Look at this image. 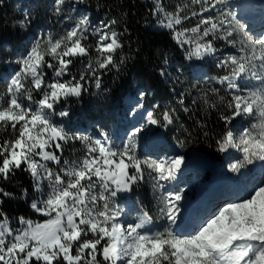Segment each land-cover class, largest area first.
<instances>
[{"label":"snow or ice","instance_id":"snow-or-ice-1","mask_svg":"<svg viewBox=\"0 0 264 264\" xmlns=\"http://www.w3.org/2000/svg\"><path fill=\"white\" fill-rule=\"evenodd\" d=\"M87 3L52 0L51 15L70 22L59 34L31 31L35 20L31 9L13 23L24 39H31L11 60L3 61L15 63L18 70L0 91V132L6 134L0 137V180H10L18 170L28 172L37 194L30 207L47 219L19 217L20 227H16L0 212V264H264V178L247 195L182 229L184 194L166 186L177 180L184 157H138L140 135L149 125L167 129L179 124L175 108L147 111L146 122L130 130L119 148L103 127L95 138L69 134L53 120L59 116L70 122L74 113L58 110L57 105L81 97L90 83L101 89L103 73L112 68L119 72L126 63V57H118L124 47L120 21L109 19L93 26L90 15L80 14L77 7ZM4 6L5 0H0V7ZM151 13L159 27L173 34L185 60L210 58L220 70L210 77L220 88L205 90L204 104L217 107L209 101L219 96L230 109V114L220 116L227 130L216 144L221 153L234 149L242 159L230 162L228 171L238 173L246 165L264 162V32L253 37L229 0H187L178 3L174 12L167 11L161 0H153ZM191 20L196 21L194 27H183ZM217 40L235 52L225 55ZM77 62L81 65L78 75L73 72ZM160 75L167 73L162 69ZM221 89L231 100L220 95ZM145 95L139 93L140 101ZM178 102L183 105L184 99ZM143 107L138 102V108ZM245 118L249 127L238 135L228 128ZM183 130L188 136L177 138L179 148L191 136L188 129ZM69 141L84 146L82 158L62 159ZM49 162L58 167H50ZM146 170L153 189L160 193L156 213L140 203L133 220L117 198L133 193L145 181ZM0 195L13 194L0 188ZM156 220L165 222L162 230H152Z\"/></svg>","mask_w":264,"mask_h":264},{"label":"trees","instance_id":"trees-1","mask_svg":"<svg viewBox=\"0 0 264 264\" xmlns=\"http://www.w3.org/2000/svg\"><path fill=\"white\" fill-rule=\"evenodd\" d=\"M51 2L52 0H5V6L0 7V91L5 89L10 74L17 70L13 63L3 61L11 60L13 53L18 54L31 39H24L25 34L13 28L14 21L28 9L39 15V18L42 17L49 11ZM163 4L167 11H175V8L171 9ZM152 7L153 0H88L87 4L80 5V9L91 13L92 20L97 24L109 19L120 21L118 30L123 32L121 39L124 47L118 52V57L123 56L127 59L119 72L112 68L103 73L101 90L106 93V97L95 94V87L90 85L88 92L83 93L81 97H71L57 106L60 110L62 106L68 104L70 111L74 113L72 120L70 122L61 118L58 120L65 124L69 133L94 130L98 126L104 127L110 136V142L114 143L118 136V127L115 125L117 116L125 112L126 98L135 91L134 85L138 83L147 93L153 91V98L145 96L147 107L152 108L153 104H156L158 109L175 108L180 118L179 124L169 126L167 129L154 126V131L162 133L171 145L177 144L178 137L184 139L188 136L183 130L188 129L191 136L188 137L184 149L205 155L211 159V167L215 168L223 157L218 151L216 141L227 130L220 116L230 113H227L216 100L217 107L210 108L204 101H195L191 94L184 95L176 78V65L179 60L184 66L187 65V74L191 79H202L205 76L210 78L217 75L220 70L210 61H206L207 58L202 61L185 60L184 50L177 44L173 34L158 26L157 18L151 13ZM90 55L93 57L91 51ZM83 59L88 61L87 57ZM80 67L77 62L73 72L78 75ZM162 69L167 75H160ZM48 77H51L50 71ZM94 98L96 102L93 105ZM179 98L184 99L183 105L179 104ZM101 107L104 108L103 114ZM184 107L189 109L187 113L183 111ZM179 125H183V128ZM228 128L232 130L231 125ZM74 151L75 148L71 151V146L64 148L62 159L73 155ZM184 165L185 171L188 172L190 162L187 159ZM0 188L13 194L11 197L0 195L2 200L0 212L6 214L12 224L20 227L19 217L40 220V215L30 207L37 194L34 192L33 180L28 172L18 170L10 180H0ZM122 196L132 198L139 196L145 206L149 193L142 182L135 187L133 193H125Z\"/></svg>","mask_w":264,"mask_h":264},{"label":"rangeland","instance_id":"rangeland-1","mask_svg":"<svg viewBox=\"0 0 264 264\" xmlns=\"http://www.w3.org/2000/svg\"><path fill=\"white\" fill-rule=\"evenodd\" d=\"M161 2L165 3L167 5L168 8H175V6L178 3H184L187 2V0H161ZM230 5L232 6V10L236 12L237 16L243 21L246 22L248 27V30L250 31V33L252 34L253 37H255L256 35L260 34V29L259 25L260 24H264V18L257 13V11H259L260 9H262V7H264V0H260V2L258 0H229ZM79 7V5L77 6ZM264 11V10H263ZM85 11H81L80 14H84ZM87 14L90 15V13L87 12ZM73 16L77 15V13H72ZM255 17V18H254ZM70 23L69 21H62L59 20L56 17H53L51 15L50 10L43 15L42 17L39 18V15L35 14V20L33 23V28L31 29V31H35L37 33L43 32V31H49V32H53V33H61L62 30L66 27V25ZM196 21L195 20H191V21H186L183 26L184 27H194L195 26ZM98 25V24H95ZM262 26V25H260ZM89 40H92V37L89 38ZM30 40L26 43L25 46L29 45ZM215 43L217 44V46L222 50V52L226 55L230 52H235V49L229 47V46H225L224 42L221 40H217L215 41ZM91 53L93 54V57L95 59V53L94 51L90 50ZM14 67H16L18 69V65H16L15 63H13ZM182 63L180 62V60L177 62L176 65V78L178 80V82L180 83L183 93L184 95L187 94H191L192 98L195 99V101L200 100V101H204V99H207L208 97L204 96V92L205 90H207L208 88H220V85L216 84L215 82H210V79L205 78V79H191L188 77L187 73L183 70L182 68ZM254 83V82H253ZM90 85H95L94 83H90ZM98 89H96L97 91ZM140 93V91H139ZM138 93V97L137 99H134L133 101H131L129 104H127V109L125 114H120L118 115L117 118V125L120 126V130H121V134L122 137L118 140L117 144L115 145L117 148H119V146L125 142L126 136L127 134L130 132V130H132L135 127L141 126L142 124H144L145 121V116L147 111L145 107L143 108H138V102H142L143 100L140 101V96ZM220 95H225V92L223 89H221L220 91ZM37 99L39 98V96L36 97ZM144 99V98H143ZM217 101L220 103L221 107L227 112L230 113V109L227 108L226 103H223L219 100V96H212L210 101ZM225 100H231L230 96L225 95ZM209 101V102H210ZM141 113H143L144 115H141ZM54 121H56V118L54 116ZM57 122V121H56ZM58 126H61L60 124H58ZM153 127L149 125L145 131L140 135L139 138V146L137 149V155L138 157L143 160L145 157L148 158H164V157H170V156H164V155H159V152H152L154 149V147L157 145V142L160 141L161 137L160 135L157 134H152L153 131ZM232 127V131L234 132V134L238 135L239 132L246 127H249V119L245 118V119H238L237 121L234 122L233 125H231ZM104 128V127H103ZM101 129V128H100ZM79 133H83L95 138H99L98 137V133L99 131L95 130V131H80ZM72 134V133H71ZM6 134L3 132H0V137L5 136ZM73 144V147L71 149V151H73L74 148L75 151L73 153L72 157H69L68 160H78L80 158L83 157L86 149L84 148V146L79 142V141H69L67 144L65 145H71ZM67 147V146H65ZM183 150V149H182ZM184 151V150H183ZM170 153V151H167L165 154L168 155ZM224 155V158L219 162V165L217 167L218 168V176L216 177L215 181H213V185L211 187H208L207 191H208V195L211 197L210 199H218V197L224 195L226 196V198H224V200L226 202H228L226 199L229 198V196L232 195V193H235V195H232V199L231 200H235L237 198H239L237 196V193L240 191V194H242L243 196L248 194V191L252 188V186L256 183H259L260 180L262 178H264V162L261 161H256L254 162V164L252 165H246L245 167L241 168L240 172L238 173H231L228 171V165L229 163H235L237 162V159H242V154L235 151L234 149H229L228 153H222ZM187 155H190V151L187 153ZM185 159V155H182ZM49 166L52 168H57L58 166L52 164L51 162H49ZM210 175L211 172H205V171H200V170H196V169H192L188 174L183 175L182 172L180 171L177 174V180L172 182L171 185H167L166 187L173 189V191H177L180 190L183 193L185 192L186 188L190 187V188H198L199 186L201 187L203 185L202 182H200V180H204V182L206 180L210 179ZM226 177L229 178L231 180V185L229 187L226 186V184H224L223 186H218L219 184V180L220 177ZM221 177V178H222ZM144 187L147 189V191L150 194L149 199L146 202V208H150L152 211V214L156 213V209H157V196L160 195L159 192H157L156 190L153 189L152 187V181L148 179L147 177V170L145 173V181H144ZM189 188V189H190ZM242 196V197H243ZM122 198H117V203L119 204V206L121 208H123L125 210L126 213L131 212V216L130 219H135L136 218V211L134 209H137L136 207H133L130 204V199L129 200H124ZM140 201L139 199H137V202ZM188 197H186L184 199V202L181 201V204L183 205L182 209H181V228H182V223H183V219L186 215V211H187V205H191V201ZM134 204L136 203L133 200ZM214 203V201H213ZM217 205H214L211 209L212 210H217L219 208V206L222 204L224 205L225 202H222L221 200L218 199V201L216 202ZM193 208V205L190 209ZM208 214V213H207ZM205 216H208V215ZM43 217V216H42ZM46 220V217H44ZM165 222L163 220H156L154 221L155 228L152 229L153 231H158V230H162V227L164 226ZM152 225V226H153Z\"/></svg>","mask_w":264,"mask_h":264},{"label":"water","instance_id":"water-1","mask_svg":"<svg viewBox=\"0 0 264 264\" xmlns=\"http://www.w3.org/2000/svg\"><path fill=\"white\" fill-rule=\"evenodd\" d=\"M192 166L199 169H207L210 166L209 160L202 154L196 151L192 153Z\"/></svg>","mask_w":264,"mask_h":264},{"label":"bare ground","instance_id":"bare-ground-1","mask_svg":"<svg viewBox=\"0 0 264 264\" xmlns=\"http://www.w3.org/2000/svg\"><path fill=\"white\" fill-rule=\"evenodd\" d=\"M155 147V146H154ZM194 206V205H193ZM191 211H193V208L191 209ZM207 215H209V213L207 214ZM211 215V214H210ZM185 221V220H184ZM184 221H183V224H184ZM183 228H185V226L183 227Z\"/></svg>","mask_w":264,"mask_h":264}]
</instances>
